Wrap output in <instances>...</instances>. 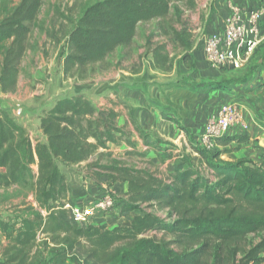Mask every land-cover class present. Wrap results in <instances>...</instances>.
<instances>
[{
	"label": "trees",
	"instance_id": "1",
	"mask_svg": "<svg viewBox=\"0 0 264 264\" xmlns=\"http://www.w3.org/2000/svg\"><path fill=\"white\" fill-rule=\"evenodd\" d=\"M46 1L20 0L0 19V46L9 42L2 50L0 65V91L4 94L17 90L29 36ZM184 5L194 8L196 2L99 0L90 4L68 33L64 75L87 79L95 74V65L119 50L122 54L115 67L120 66L133 54L139 25L152 20L158 21L157 29L146 36L144 55L123 69L141 73L147 54L153 70L171 72L176 54L169 45L181 51L188 68L195 67V40L183 20ZM261 28L264 31V20ZM155 36L161 39L156 42ZM126 49L130 51L123 52ZM111 67V63L104 66ZM212 87L223 90L219 83ZM118 115L114 108H99L85 93L65 96L40 117L44 140L34 143L26 126L0 106V189L29 187L35 195V201L21 204L24 208L16 215L0 218V244L7 242L2 264H264V238L248 250L241 243L249 234L264 231V151L259 163L223 158L250 136L218 137L215 143L221 149L208 151L173 116L169 121L189 136L188 146L213 178L203 175L189 154L182 157L183 169L161 177L157 170L118 159L90 161L110 144L125 143L145 156L138 150L134 134L148 148L160 151L151 146V133L131 113L124 125L115 122ZM155 141L172 156L170 142ZM83 162L88 163L87 177L106 176L109 187L127 183L120 211L139 212L128 223L110 228L74 220L70 207L76 202L59 163L71 168ZM150 208L162 210L166 216Z\"/></svg>",
	"mask_w": 264,
	"mask_h": 264
},
{
	"label": "rangeland",
	"instance_id": "2",
	"mask_svg": "<svg viewBox=\"0 0 264 264\" xmlns=\"http://www.w3.org/2000/svg\"><path fill=\"white\" fill-rule=\"evenodd\" d=\"M19 1L0 0V19ZM96 1L99 0H47L43 4L38 21L29 36V48L20 64L17 90L11 94H4L0 91V106L8 110L18 122L26 126L34 143L37 140H41L42 136L40 117L57 100L65 96L85 93L101 109L114 108L119 112L123 108L127 116L130 113L131 107L128 108L129 105L120 99L119 94L112 87H105V85L100 84L104 81L108 83L114 82L119 70L130 68L133 64L139 62L140 55H144L146 50L144 47L146 36L156 31L158 21L152 20L139 25L138 35L132 49L133 54L131 52L129 56L125 57L120 66L115 67L121 57V50L110 55L104 63L95 65V74L87 79L81 80L76 77H66L63 71V58L66 52L68 33L84 9ZM220 1L222 2L223 0H195L196 6L194 8H189L187 5L183 6V20L193 33L195 40L194 51L196 53L202 50V38L208 32L209 25L213 20V16L217 13ZM253 2H249V6L252 8H264V0H254ZM241 6L243 7V5ZM177 26L180 28L179 24ZM160 39L158 36L153 38L156 42ZM8 44L9 42H5L0 46V65L2 50ZM169 48L173 55L176 54L175 67L170 73L153 70L149 63L151 56L147 54L144 56L143 73L147 72V78L154 86L161 83L168 85L169 83L170 88L185 90L188 93L200 88L203 91L216 90L212 87V84H222L223 90L221 91H223L222 94H225V99L222 100L236 103L243 110L247 118L252 115L259 125L264 126V123L260 120L263 119L260 116L263 113L260 108L262 106L261 101L264 98V31L260 44L246 66L241 70L212 68L209 73L200 75L197 72L196 57H194L196 66L188 68L181 60V51L173 49L171 45H169ZM127 51L130 50L126 49L123 52ZM106 63H111L112 67L110 69L104 68ZM137 86L141 91L143 87L145 88L141 84ZM143 92L150 98L151 95L148 92L144 90ZM158 110L163 113L169 112L167 107L164 106L159 107ZM172 117V114H168V120ZM151 135V141L154 142L151 146L158 147L160 151L148 148L143 143V139L134 134L133 139L137 141V148L139 151L145 152V156L139 155L129 145L121 143L110 144L108 149L100 150L90 161L99 160L104 163L110 158L118 159L136 167H147L151 170H157L162 177L177 168L183 169L185 165L182 162V157L189 154L193 157L194 164L199 166L203 175L213 178L208 166L199 163V155L188 146L189 136L185 135V142L182 138L177 144L171 143L169 150L173 154L169 156L163 150L164 147L156 143L155 138L159 137H157L154 130L151 132ZM194 142L196 143L195 140ZM260 148L261 145L258 144V140H254L248 144L247 148L245 147V151L237 148L228 154H224V157L232 161L246 158L259 163L261 159ZM158 152H160L161 157L157 156ZM59 165L66 174L72 191L81 188L85 196L91 194L90 196L98 197L108 193L113 196L115 206L109 209L108 212H104L101 217H98L96 224L105 225L110 228L125 225L132 218L130 216L139 213L135 211L130 214L127 212L122 214L120 211L126 199V192L124 190L126 189L127 191V183L126 187L122 183L109 187L106 182V176L100 179L87 177V162L71 168L64 166L62 163H59ZM35 170H37L36 166ZM93 198L87 202L80 203L88 204ZM34 201V192L29 187L14 186L9 189H0V218L16 215L20 208H24L21 207V204L32 203ZM76 203L80 204L79 202ZM149 210L157 212L162 217L166 216V213L162 210L158 211L151 208ZM263 238L264 231H260L249 234L241 243L245 250H248ZM1 249L2 244H0V251ZM242 256L243 254H240L238 257ZM261 256L264 258V253Z\"/></svg>",
	"mask_w": 264,
	"mask_h": 264
},
{
	"label": "crops",
	"instance_id": "3",
	"mask_svg": "<svg viewBox=\"0 0 264 264\" xmlns=\"http://www.w3.org/2000/svg\"><path fill=\"white\" fill-rule=\"evenodd\" d=\"M231 1L238 2L243 5V7H251L249 6V2L254 3V0ZM227 14V0H223L222 2L220 1L217 8V13L213 16V20L211 21L208 30L223 31ZM194 50L195 47L193 48L192 52L194 57L197 58V72L200 75L209 73L212 67H210L207 63L205 53L203 52V50H200L198 53H196ZM143 72L144 70L141 73L133 74L128 71L119 70L114 82H110V84L107 81H104L100 85H105V87H112L119 94L120 99L126 102L131 107L129 112L138 121L141 127L149 133L154 130L157 134V137H159V139H161L162 141L177 144L178 141H180L182 138L184 142L186 139V134L181 129H178L173 122L168 120V114L179 117L182 123L186 125L189 128L190 132L193 134V139L195 141H198L204 123L208 119L216 116L220 103L226 101L222 100L225 99V94H222L223 91H203L201 90L202 88H200L196 91L187 93L185 92V90L170 88L169 83L168 85L161 83L160 85L154 86L153 83L147 78V72ZM138 84H141V86H145V88L143 87V90L151 95H149L150 98L145 95L143 90L141 91L140 89H138ZM261 102L262 106L260 110L263 113H261L260 116H262L263 119L260 120L262 123H264V98ZM162 106L167 107L169 112L163 113L159 111V107ZM118 114L119 115L115 118V122L118 125H124L128 123V117L125 114V110H123V108L118 112ZM245 119L249 124V129L243 133L250 136V140L244 144L238 145V148H241V151H245V147L247 148L248 144H250L254 140H258V144L261 145L260 154H262V152L264 151V126L259 125L254 120V117L252 115H250L249 118L245 116ZM237 133L238 131H233L230 134ZM41 139L44 140L43 135L41 136ZM160 144L162 145V143ZM217 149H221V147L215 146L213 150L215 151ZM125 185L126 183L123 184V186ZM124 192H126V189L124 190ZM72 194L75 202L79 203L87 202L92 197H95L90 196L91 194L85 196L81 188L79 190H73ZM132 216H130V218ZM6 243L7 242L3 240L2 249L0 251V264L3 263L2 253ZM67 264L78 263L70 261Z\"/></svg>",
	"mask_w": 264,
	"mask_h": 264
},
{
	"label": "built area",
	"instance_id": "4",
	"mask_svg": "<svg viewBox=\"0 0 264 264\" xmlns=\"http://www.w3.org/2000/svg\"><path fill=\"white\" fill-rule=\"evenodd\" d=\"M228 14L223 31H209L202 38L201 47L206 61L215 69L241 70L248 63L261 42L264 20L263 7H242L227 0ZM249 129L243 110L234 102H222L216 116L208 119L199 135L198 143L206 150H213L216 139L233 131L243 133ZM68 207L70 205H67ZM115 206L111 194L94 197L88 204L71 206L74 220L94 223L104 212Z\"/></svg>",
	"mask_w": 264,
	"mask_h": 264
}]
</instances>
